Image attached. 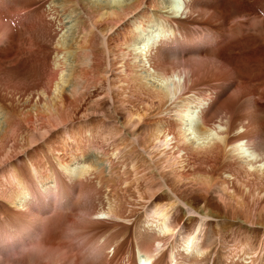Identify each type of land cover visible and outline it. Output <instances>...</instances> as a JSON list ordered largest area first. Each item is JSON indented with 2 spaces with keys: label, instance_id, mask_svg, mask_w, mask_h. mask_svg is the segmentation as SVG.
Returning <instances> with one entry per match:
<instances>
[{
  "label": "bare ground",
  "instance_id": "1",
  "mask_svg": "<svg viewBox=\"0 0 264 264\" xmlns=\"http://www.w3.org/2000/svg\"><path fill=\"white\" fill-rule=\"evenodd\" d=\"M0 264H264V0H0Z\"/></svg>",
  "mask_w": 264,
  "mask_h": 264
},
{
  "label": "rangeland",
  "instance_id": "2",
  "mask_svg": "<svg viewBox=\"0 0 264 264\" xmlns=\"http://www.w3.org/2000/svg\"><path fill=\"white\" fill-rule=\"evenodd\" d=\"M50 27L53 28L54 30L57 29V23L54 24L53 27H52V26H50ZM54 30H53V32H54ZM59 36H60V34L56 35L55 39L57 40V37H59ZM107 58H108V57H107ZM118 70L121 71L120 68H119ZM103 71H104V72H103ZM101 72H103V73H101ZM101 72L99 73L100 75H102V76H100L101 78L104 77L105 75H108V74H109L108 67H105V70H102ZM111 74H112V76H113V73H111ZM101 82H102V81H101ZM112 84L115 85V86H119V83H117V84L112 83ZM98 85H99V84H96L97 87H99ZM101 91H102V89H100V92H101ZM132 190H133V189H132ZM68 236H69L68 234H67V235L64 234V239L62 240V241H63V244H67V245L69 244V240H67V239H68ZM66 238H67V239H66ZM64 248L67 249V246H65Z\"/></svg>",
  "mask_w": 264,
  "mask_h": 264
}]
</instances>
